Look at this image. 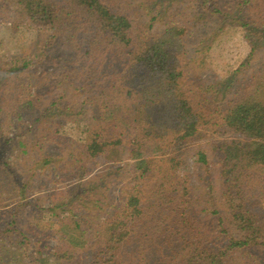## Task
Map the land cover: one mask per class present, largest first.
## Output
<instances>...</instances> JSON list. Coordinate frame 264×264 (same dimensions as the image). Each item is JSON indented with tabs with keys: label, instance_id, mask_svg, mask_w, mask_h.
<instances>
[{
	"label": "trees",
	"instance_id": "1",
	"mask_svg": "<svg viewBox=\"0 0 264 264\" xmlns=\"http://www.w3.org/2000/svg\"><path fill=\"white\" fill-rule=\"evenodd\" d=\"M220 1L191 0L186 14L174 10L167 16V10L158 7L159 0H153L151 6L145 0L144 16L151 19L142 23L139 11L128 0H0V24L6 23L7 13L12 17L11 26L32 24L39 38L30 59L13 56L12 62L6 63V67L12 66L3 73L15 77L33 97L41 82L67 84L84 95L80 115L88 104L94 109L95 124H85L89 127L86 138L69 152L70 174L88 176L90 164H106L103 172L80 179L70 190L76 203L64 205L73 215L59 220L62 231L56 234L61 246L52 249V258L46 259L49 255L38 246L40 241L34 251L30 237L14 228L15 219L11 221L5 240L11 239V246L33 249L26 257L28 264L58 263L62 253L70 264L259 263L257 253L264 252V217L252 211L255 203L240 188L242 195L230 194L222 211L211 198L193 199L178 172L188 156L174 149L192 142L212 123L223 135L240 137L217 147L222 152L217 166H221L224 183L234 182L239 187L242 176H251L243 175L244 170L264 175V72L253 76L250 89L227 107L219 106L220 100L211 95L215 85L201 86L197 94L184 87L188 67L203 63L194 54L206 57L229 17ZM235 1L238 15L243 16L238 24L249 34L259 28L257 34L264 38V22H252L245 13L253 11L247 7L249 0ZM214 17L223 23L196 43L188 59L190 40L199 38L196 28L202 20L206 26ZM162 19L166 26L156 33L154 23ZM43 36L46 39H41ZM248 38L252 43L250 58L257 50V40ZM58 44L63 47L62 56H50L57 53ZM48 60L61 72L58 76L44 72L39 82L32 74ZM26 71L30 74L24 76ZM226 86L228 90L230 85ZM26 106L33 109V101L28 100ZM1 111L0 104V117ZM205 113L222 118L207 121ZM16 116V122L23 118L20 113ZM3 139L0 135V157ZM43 158L46 165L54 160L42 156L37 163ZM196 163L200 169L212 164L203 151L197 153ZM116 184L120 191L112 195L110 186ZM261 185L264 189V178ZM26 192L21 193L22 199ZM89 206L95 211L84 212ZM108 208L112 212L103 213ZM98 215L103 218L101 226L94 222ZM82 225L89 228L83 230ZM14 234L18 241L12 240Z\"/></svg>",
	"mask_w": 264,
	"mask_h": 264
},
{
	"label": "rangeland",
	"instance_id": "2",
	"mask_svg": "<svg viewBox=\"0 0 264 264\" xmlns=\"http://www.w3.org/2000/svg\"><path fill=\"white\" fill-rule=\"evenodd\" d=\"M128 1L131 2L132 8L137 13L139 11L138 15L142 18L141 22L148 23L151 16H144L146 15L144 12L147 10L144 5L145 0ZM188 2L191 0H159L158 7L167 10V16L174 10H178L180 15H183L186 14L185 9ZM220 2L225 6L223 12L229 15L228 19L224 21L221 19L223 23L219 18L214 17L207 22L206 26H203L204 21L202 20L196 28L199 38L190 40L189 47L191 49L189 47L187 49L189 51L188 59L191 58L190 51L195 48L196 43L201 38H208L207 35L212 32V29L218 28L220 23H223V30L211 44V49L207 52L206 57H203L202 53L194 54L199 59H203V63H192L183 76V81L185 89L190 90L193 94L199 93L201 86L215 85L216 91L211 95L220 100L219 106L227 107L230 102H236L242 98L245 90L250 89L251 84H253V76L264 72V38L257 34L259 28L256 31L251 30L249 34L238 24V22L243 21V16L238 15L239 11L235 0H221ZM146 5H153V0H149ZM247 7L253 8L250 13L245 11L248 20L264 22V0H249ZM6 14L4 15V17L8 16L6 23L0 24V72L2 73L0 75V104L2 109L0 135L4 136L3 141L5 142L0 157V264H28L29 260L26 257L31 255L33 249L36 251L38 246L44 250V255H49V258L45 256L46 259L52 258V249L61 246L56 234V232L62 231V222L59 220L73 215L68 210L70 208L64 205L70 202L76 203V200L71 198L73 192L70 190L80 179L91 178L93 175L103 172L106 169V164L102 162L97 166L90 164L88 176L78 178L76 175L70 174V165L67 164L68 154L77 145L83 143L89 129V123L95 124L92 121L94 109L88 104L84 105L86 111L80 115L81 106L85 100L84 95L69 89L67 84L52 85L51 82H41L44 72L56 76L60 74L61 71L54 61H44L36 68V73L32 74L43 84L36 89L39 92L35 91L36 97L30 96V93H27L25 88H22L19 82L15 81V77H7L3 73L12 66L6 67V63L12 62L13 56L30 59L39 42L38 31L32 24L20 23L18 28H14L15 26H11L12 17ZM233 16L235 17L233 18ZM2 17L1 15L0 19ZM166 19L154 23L156 33L164 30ZM248 35L250 38L253 37L255 41L257 40V50L250 58L252 43L249 42ZM41 39H46V36L41 37ZM57 47L55 52L59 55L51 52L50 56L55 58L62 56L63 47L59 44ZM244 63L249 64L242 66ZM239 69L241 70L239 71ZM27 74L30 72L26 71L23 75L26 76ZM226 85H230L228 90ZM261 99L264 100V94ZM28 100L33 101V109L26 106ZM53 103H56L55 106L46 112ZM68 106L70 109H66ZM18 113L23 115V118L16 122L14 119L15 117L17 119ZM25 116H29V118L27 119ZM205 118L207 121L217 122L222 116L205 113ZM35 119H38L36 123H34ZM86 123L88 125H85ZM221 132L222 130L220 131L217 126L210 123L193 137L192 142L182 143L174 147V149L177 148L179 154L188 156L187 162L181 165L180 170H178L179 176H182L183 181L187 182L193 199L198 197L211 198L216 201L221 211L230 194L242 195L239 192L240 188L243 195H248V198H251L255 203L252 211L264 217V189L261 185L264 175H258L254 170H244L243 175L251 176H242L243 178H240L242 183L239 187L234 182L225 184V178L220 177L221 166L218 167L217 163L219 161L218 155L222 156V152L217 147L225 141L240 140L237 134L223 135ZM19 143H22V146ZM199 151L206 153L212 163L206 169H200L201 166L196 163V155ZM42 156L45 158L53 156L54 160L46 165L43 158L42 163L38 164L37 162ZM209 185L212 186L210 190L208 189ZM110 189H112V195L120 191L118 184L110 186ZM23 190L27 191L24 199L21 196ZM195 203L193 205L197 210ZM87 210L93 212L94 206H89L84 209V212ZM107 210L109 213L112 212V209L108 208L103 213ZM224 212L230 214L228 208H225ZM74 213H77L75 209ZM100 217L101 215H98L93 220L101 226L103 218ZM13 219L16 220L14 228L30 237L34 245L33 249H28V246H20L19 244L11 246L9 243L11 239L5 240L8 238L6 231ZM84 228L89 227L82 225L83 230ZM12 240L18 241V234H14ZM39 241L40 243L36 247ZM257 254L259 257L258 264H264V252ZM60 256L62 258L58 263H53L52 260L49 261L50 264H70V260L63 257V253Z\"/></svg>",
	"mask_w": 264,
	"mask_h": 264
}]
</instances>
